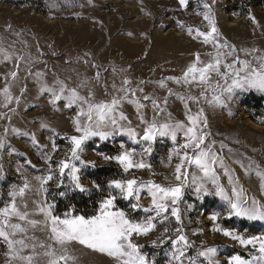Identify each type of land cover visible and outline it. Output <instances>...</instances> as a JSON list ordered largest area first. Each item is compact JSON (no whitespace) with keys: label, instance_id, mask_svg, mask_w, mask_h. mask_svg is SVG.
I'll return each instance as SVG.
<instances>
[{"label":"rangeland","instance_id":"1","mask_svg":"<svg viewBox=\"0 0 264 264\" xmlns=\"http://www.w3.org/2000/svg\"><path fill=\"white\" fill-rule=\"evenodd\" d=\"M250 3L251 0H243L239 5L228 0H187L182 6L179 0H0V140L5 145L0 149V176L3 177L0 179V208L11 200L9 193L13 188L21 187L25 180L29 182L31 190L23 198L27 209L23 208L19 197L16 202L22 211L29 212V219L41 223L33 228L16 218L12 221L21 223L27 229L26 236L34 238L26 240V243L52 244L43 223L45 217L35 214L37 205L33 203L44 202L45 196L47 203L54 205L53 215L62 217L73 209L75 215H83L80 213L86 211L89 215L85 216H91L96 214L99 202L108 195L110 181L135 178L138 183L151 181L165 187L179 183L174 173L176 165L181 162L180 155L185 151L192 155L191 148L181 147L186 142L184 130L177 131L175 141L170 137L157 136L152 142L151 154L144 153L148 142L141 137L153 119L157 124L167 122L190 126L187 109H190L188 115H196L203 110L208 121L204 132L209 134L204 146H212V150L224 160L225 167L232 171L234 180L238 178L249 198L255 197L264 204L261 179L256 175L257 169L264 174V93L237 91L230 100L225 93V105L214 106L210 101L221 91L217 84L224 85V80L215 73L208 85L177 84L167 79L180 78L196 61L197 54L202 64L215 55L213 45L204 44L203 38L196 35L197 30L210 31L208 21L204 19V13L209 9L204 4L210 7L221 41L226 40L237 50L233 57L225 58V63H232L235 56L250 61L253 66L264 62L256 60V57H264V5L253 7ZM189 28L192 29L191 35ZM241 49L251 54L246 55ZM224 71L221 67V72ZM13 72L16 73L15 78L11 75ZM125 80L129 83L124 84ZM162 80L166 85L163 88L160 87ZM82 83L85 86L81 87ZM61 84L66 89H76L83 97H88L91 91L94 102L124 95L120 91L123 87L128 90L130 99L144 105L141 112L148 122L141 123L135 105L125 102L120 111L127 119L120 123L135 130L136 142L126 134H116L106 141L93 137L84 143L81 159L88 166L82 167L79 175L81 184L88 189L86 193L68 187L67 175L63 184L57 186L61 178L56 165L65 159L71 148L64 137L79 135L73 124L77 106L67 107V100L63 98L53 105L51 93L42 91L48 88L59 92ZM5 88L9 90L11 103L5 100ZM169 89L172 95H169ZM132 92L135 96L131 95ZM64 95L67 96L68 92ZM145 96L151 99L145 100ZM254 97L260 100V104L253 102ZM165 98L167 104L164 103ZM152 100L164 111L154 112ZM80 119L83 121L84 117ZM33 135L36 145L32 143ZM221 145L225 147L221 148ZM132 150L134 162L142 160L150 167L132 168L125 172L114 159H105L106 156L115 157ZM48 154L52 156L53 179L45 186V194L38 191L36 177L49 174V162L42 158ZM241 163L245 168L251 164L252 170L248 175H245ZM184 169L189 172V181L183 188L177 207L180 209L182 233L191 244L187 256L196 257L199 250L211 247L217 249L216 264H229V259L237 254L249 259L255 254L252 246L243 247L237 240L214 231V228L219 226L235 231L247 239L264 235V222L227 218L226 203L214 195V186L198 180L197 183H204L213 193L198 198L191 175L200 177L203 174L187 163ZM216 173L219 183L231 195L228 177L218 166ZM94 185H99V189ZM133 202L118 195L115 204L133 220H143L153 214L133 210ZM151 202L148 190H142L141 209L151 207ZM213 214H219L215 222L210 219ZM167 215L170 222L157 223L154 231L133 237L134 243L142 245L141 252L146 253L150 260L154 259L155 264H169L171 241L178 235L175 218L170 211ZM165 228L168 229L166 236L163 235ZM24 235L17 234L14 239L24 238ZM161 239L166 240L163 245L152 246L153 241L159 244ZM53 247L60 251L59 246ZM43 251L36 248L33 264H46L48 258L42 254ZM68 253L76 258V264H116L106 254L79 244L68 246ZM23 254H32L31 248ZM0 264H22L19 260H10L3 240H0Z\"/></svg>","mask_w":264,"mask_h":264},{"label":"snow or ice","instance_id":"2","mask_svg":"<svg viewBox=\"0 0 264 264\" xmlns=\"http://www.w3.org/2000/svg\"><path fill=\"white\" fill-rule=\"evenodd\" d=\"M180 4L184 6L187 0H179ZM208 12L204 13V19L208 21L210 31L200 32L197 30L196 35L203 38L204 44L211 43L214 47L215 55L212 60L207 63H201L199 54L196 56V61L190 64L183 72L180 78L168 77V80L174 83L184 85L197 84L208 85L213 73L220 76L224 80V85L217 84V87L221 88L219 94L213 95L211 104L214 106H224L225 98L224 94L227 93V99H231L237 91H249L256 90L260 93H264V57H256L259 62L258 66H253L248 60H241L239 56H235L232 63H225L226 57H233L236 53V48L233 45H229L226 40L221 41L218 34V29L215 26V20L211 16L210 7L208 4H204ZM255 23V19L250 17ZM189 35L192 34V29H188ZM246 55H250L247 50L241 49ZM257 51V50H253ZM211 55V54H210ZM8 57H6L7 59ZM239 65V67H237ZM221 67L225 69L221 72ZM12 77L15 78L16 73L13 72ZM40 75L39 73L37 74ZM99 78V73H97ZM231 81V82H229ZM124 84H128L129 81L125 80ZM85 86L84 83L81 87ZM165 81L160 82V87H165ZM42 91H48L51 93L53 99L50 101L53 105L60 99L67 100V107H72L74 104L78 108L77 117L73 118V124L75 131L79 135H73L70 137H64L70 144V153L65 159L58 162L56 167L59 168L60 183L58 187L63 184V178L67 175L70 187L73 191H79L81 193L88 192L80 182V172L82 167H87L88 163L81 159V153L84 151L83 145L86 141L93 137H99L100 141H106L116 134H126L130 139L136 142L137 133L132 128H125L120 122L126 120L120 108L123 103L134 104L137 109V114L141 123H148L145 121L141 109L144 107L138 100L129 98L128 90L121 88L120 91L125 93L119 97H113L109 101L94 102L93 94L89 92L88 97L81 96L76 89H66V86L61 84L59 92L52 89L43 88ZM68 92L65 96L64 93ZM142 91V90H141ZM207 91V88H205ZM172 91L169 89V95H172ZM135 96V92L131 93ZM203 95V93H202ZM5 100L11 103V96L8 88L4 89ZM183 100V97H179ZM145 100H150L148 96L144 97ZM17 103L19 101L17 100ZM164 103L167 104V98ZM154 112H162L164 109L160 107L155 100H152ZM7 106V104H5ZM187 109V105H185ZM190 109H187L186 116L190 126H185L182 123H176L175 125L170 123L157 124L155 119L145 128L141 139L148 142L147 147L144 148V153L151 154L152 142H154L157 136L170 137L173 141L176 140V133L178 130H184V136L186 142L181 146L184 149L191 148L192 155H189L185 151L180 155V163L175 167V180L179 183L176 185L165 187L159 184H155L151 181L147 183H138L135 178L128 180H113L108 185V195L99 202V207L96 214L91 216L75 215L73 209H70L64 215H53L54 205L47 203L46 196L44 202L36 203L37 207L35 214L43 215L45 220L43 221L45 228L49 232V239L52 244L45 245L44 243H26L29 238L26 236L27 229L22 226L21 223H13V218L19 221L26 222L33 228L36 227L38 222L36 220L29 219V212L22 211L17 205V198L22 201L23 208L27 209V204L23 203V198L27 191H30V184L27 180L21 187L13 188L9 193L11 200L3 207L0 208V240H3L8 248L10 260H19L22 264H33L36 256V248L44 249L43 255L48 259L46 264H76V258L68 253V246L73 244H79L94 252L106 254L108 257L116 261V264H155L154 259H149L146 253L141 252L142 245L133 242L134 236L147 235L149 232L154 231L157 227V223H163L169 221V213L175 218L178 227L175 232L178 234L175 239L171 241V252L169 264H216L214 257L217 253L216 248H205L197 252L196 257H188L187 250L191 247L187 237L182 233V221L180 215V209L177 207L182 196L183 188L187 186L189 181V172L184 169L185 163L189 166H194L203 175L197 177L195 174L191 175L192 183L195 185V191L198 194V198L203 195H210L209 190L205 187L204 183H197L198 180L210 182L214 188V195L218 196L227 206V218H240L248 221H260L264 222V204L258 201L255 197L249 198L245 194V190L239 185L238 178L234 180L233 173L230 169L225 167L224 160L219 157L213 150L212 146H204L206 137L209 135L204 132V129L208 127L207 118L203 115L201 109L196 115H188ZM80 117H84L83 121ZM42 127H46L42 125ZM15 131V129H13ZM33 145L37 144L35 136L32 137ZM204 146V147H202ZM5 147L4 142L0 140V149ZM123 148L124 145L122 144ZM225 147L221 145V148ZM53 152L56 151L55 141H52ZM231 151V150H229ZM133 152L124 151L120 155L115 157H105V159H114L125 172H128L132 168L143 169L150 167L142 160L140 162L133 161ZM178 154V153H174ZM42 158L49 162V174L46 177H36L39 183L38 191L47 193L45 187L49 181L53 179L51 174L52 165L50 163L52 156L50 154L43 155ZM240 163L239 161H236ZM30 163V161H29ZM78 164L80 165L78 167ZM94 166V165H93ZM220 167L225 176L228 177L230 185L231 195L225 188L219 183V177L216 173V167ZM241 168H244L245 175H248L251 169V164L245 168L241 163ZM182 169H184L182 171ZM2 171V169H0ZM19 171V169H18ZM256 175L261 179V191L264 193V174L258 169ZM3 177L0 176V179ZM99 189V185H94ZM147 189L151 195V207L141 209L139 204L140 192ZM64 195V193H60ZM118 195L124 200L134 201L131 204L133 210H142L145 213H153L148 215L143 220H133L120 209L116 208V200ZM191 207V206H189ZM219 214H213L210 219L215 222L218 219ZM170 222V221H169ZM168 229L165 228L164 236L167 235ZM214 231L221 232L224 236L230 237L233 240H237L241 246H252L255 254H252L249 259H245L240 255H234L229 259V264H264V235L253 236L250 238H243L237 235L235 231L222 229L219 226L214 228ZM17 234H25L24 238L14 239ZM166 242L165 239H161L159 244L157 241L152 242L153 247L161 246ZM53 245L59 246V252ZM31 248L32 254L24 255L26 249ZM199 258H203L202 260Z\"/></svg>","mask_w":264,"mask_h":264},{"label":"trees","instance_id":"3","mask_svg":"<svg viewBox=\"0 0 264 264\" xmlns=\"http://www.w3.org/2000/svg\"><path fill=\"white\" fill-rule=\"evenodd\" d=\"M229 2L233 3V4H236V5H239L240 2H242L243 0H228ZM251 6H263L264 5V0H251V3H250ZM256 97H254L255 99ZM255 103L260 104V100L258 101L257 98L253 101ZM255 120V119H254ZM84 205L87 206L86 204V201L84 202ZM80 214H83V215H89V213H87L86 211H84V213H80Z\"/></svg>","mask_w":264,"mask_h":264}]
</instances>
